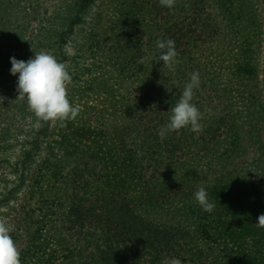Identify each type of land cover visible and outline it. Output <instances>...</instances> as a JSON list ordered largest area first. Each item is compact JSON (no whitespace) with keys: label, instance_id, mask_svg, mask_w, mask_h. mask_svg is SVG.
<instances>
[{"label":"rangeland","instance_id":"rangeland-1","mask_svg":"<svg viewBox=\"0 0 264 264\" xmlns=\"http://www.w3.org/2000/svg\"><path fill=\"white\" fill-rule=\"evenodd\" d=\"M82 1L0 0V218L14 227L21 264H101L99 229L70 231L65 224L70 173L90 176L78 198L94 191L97 206L117 203L109 194L123 177L113 162L143 140V125L162 140L158 131L194 71L200 85L192 102L204 113L203 130L166 136L182 144V160L156 164L148 161L158 156L154 148L138 152L146 183L120 182L141 198L137 210L145 219L189 232L184 264L197 249L199 264H264V228L256 226L264 214V0H176L172 8L159 0ZM158 39L175 41L174 71L157 62ZM39 51L51 52L72 76L68 96L80 113L64 127H37L16 100L10 58L27 61ZM154 78L161 84L150 94ZM147 93L151 102L142 101ZM171 181L186 184L185 197L167 190ZM201 183L208 194L215 189L213 196L229 191L221 200L209 196L212 212L190 194Z\"/></svg>","mask_w":264,"mask_h":264},{"label":"trees","instance_id":"trees-1","mask_svg":"<svg viewBox=\"0 0 264 264\" xmlns=\"http://www.w3.org/2000/svg\"><path fill=\"white\" fill-rule=\"evenodd\" d=\"M93 1L94 0H83V7L91 4ZM160 84L161 82L159 83V81L154 78L149 83L147 90L151 94L153 93L154 88ZM144 100L151 102L152 99L147 93V96H145L142 101ZM151 104L148 103V107H151ZM141 127V129H143L142 131L146 133L144 138H140L143 140L138 144H135L133 141L135 148H126V150L121 151V153H119L122 155L121 160L113 162L119 176L123 177L120 181L127 180L129 182L146 183V180H144L145 174L142 172V169H140V164L137 165L136 158L139 157L145 159L141 154L138 156V152L141 153L143 149L147 150L150 148L149 146L155 149L156 155L158 156L156 158L149 157V159H146H148V161H154L156 164H160V161L163 159L171 162L180 159L182 160L183 158L180 157V154L183 152L182 150H184V147L182 144H179L178 140L166 138L158 141L159 138L154 137L152 134H148L147 126L143 125ZM136 133L139 134V131L137 130ZM150 138L152 139V142L149 141ZM159 142H164V148L159 145ZM125 146V142L122 140V147ZM136 148H138L139 151ZM160 151L162 156L160 155ZM90 156L93 162L101 161V158H98L96 154ZM104 161L106 160H103V162ZM81 165L85 166L86 161L84 163H79L78 167ZM157 168L158 167L153 170L152 174L157 172ZM141 174L143 175L142 178ZM78 175L77 168L72 169L70 173V176L72 177V194L70 195L69 205L67 206L65 224L70 231L73 230L75 226H83L84 224L99 229L100 237L97 239L99 246L96 245L94 248L96 251V259L101 264H134L138 262H144L146 264H161V261L165 258H182L181 255L184 252L187 253L190 251L188 248L191 235L188 231L179 227L157 224L140 215L137 210V203L141 202V198L136 200L135 197L131 196V190L129 188H124V186H129V183L124 184L119 181L116 185L114 184L118 191L110 193L109 197L117 199V203H114L109 209H106L97 206L95 199L91 200L92 194L97 198V192H91V194L86 195V198H83L84 194H82V197H77L79 192L82 191V187L79 185H87L85 182L90 177L86 176L83 178L78 177ZM197 178L198 175L192 173L189 180L192 183H195ZM82 179L84 180V184L79 183V180ZM185 185L184 182L171 181L166 188L167 190H175L174 195L177 197H185L186 192H188L186 191ZM111 187L112 185H110V188ZM214 190L215 189H212L209 196H213ZM194 193L195 192L193 191L190 192L191 195H194ZM228 195L229 191H225V188L223 187L215 196H213V198L217 201ZM153 204H158V200H154ZM67 227H65V225L63 226L66 230ZM196 252L197 253L194 254H197L196 257L193 260H190L189 264L200 263L201 252H199L198 249Z\"/></svg>","mask_w":264,"mask_h":264},{"label":"clouds","instance_id":"clouds-1","mask_svg":"<svg viewBox=\"0 0 264 264\" xmlns=\"http://www.w3.org/2000/svg\"><path fill=\"white\" fill-rule=\"evenodd\" d=\"M161 6L172 8L176 0H159ZM157 62H163V68L174 71L179 63L178 51L175 41L172 39H158ZM10 73L18 74L16 100L26 104L27 109L34 115L37 127H42L47 122H60V126H66L67 121L75 120L80 113L78 105H73L68 96V85L72 76L65 63L60 62L48 51L35 52L33 58L27 61L18 60L14 56L10 58ZM200 85V74L194 71L190 79L185 83L182 94L176 104L170 108L169 122L162 126L158 135L166 138L170 132H177L183 128H189L194 133L203 130L201 123L204 113L192 102L195 89ZM205 108L204 112L210 113ZM195 201L205 212H212L215 204L210 202L209 194L201 183L194 193ZM256 226L264 228V214L257 217ZM14 227L5 219L0 218V264H21V250L14 241L11 232ZM161 264H184L180 258H165Z\"/></svg>","mask_w":264,"mask_h":264}]
</instances>
